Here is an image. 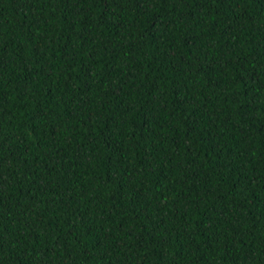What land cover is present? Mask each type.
I'll return each mask as SVG.
<instances>
[{"label":"trees","instance_id":"obj_1","mask_svg":"<svg viewBox=\"0 0 264 264\" xmlns=\"http://www.w3.org/2000/svg\"><path fill=\"white\" fill-rule=\"evenodd\" d=\"M0 264H264V0H0Z\"/></svg>","mask_w":264,"mask_h":264}]
</instances>
